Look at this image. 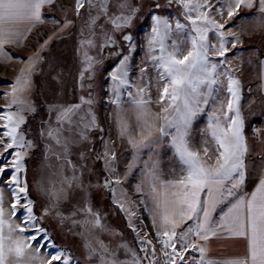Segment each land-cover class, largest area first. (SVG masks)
<instances>
[{
  "label": "snow or ice",
  "instance_id": "obj_1",
  "mask_svg": "<svg viewBox=\"0 0 264 264\" xmlns=\"http://www.w3.org/2000/svg\"><path fill=\"white\" fill-rule=\"evenodd\" d=\"M173 4L182 9L184 23L176 19L173 27L168 17L151 16L146 59L156 70L159 93L153 101L152 78L145 82L148 69L131 64L135 44L125 30L140 10L133 0H73L70 8L57 0H0V64L20 63L4 93L7 103L0 106L4 109L0 112V264H80L42 226L41 221L49 215L61 224L70 222L69 231L80 238L87 264H264V155L259 157V170H250L246 160L251 149L240 106L241 81L226 60L241 43L240 34L231 26L241 18L242 8L255 9L243 19L253 21L258 30L264 28V0H167L166 5L156 3L154 7ZM53 6L63 12L60 19L44 12ZM77 20L82 23L78 28L81 67L76 88L82 94L72 103L46 102V118L30 139L22 125L39 110L32 93L42 53L53 38L75 27ZM45 23L56 25V31L31 55L21 57L9 51L26 46L24 42ZM174 35L177 38L173 39ZM106 50L108 57L116 59L105 77L110 82L106 102L116 106L117 138L132 149L123 172L116 142L104 137L95 111L93 81ZM259 68L258 87L264 95V60L259 61ZM135 71L140 74L138 80L130 76ZM53 79L62 83L59 73ZM222 90L227 93L223 99L219 98ZM125 97L134 109L135 124L125 119ZM153 103L160 106L159 112H151ZM210 105L207 127L201 130L207 139L198 149L191 140L193 122ZM261 131L254 129L264 144ZM165 138L181 165L180 174L170 180L161 179L159 163L152 155L141 159V153H153ZM37 150L41 168L54 177L47 188L43 181L37 182L48 202L39 217L29 195L25 164ZM137 169L141 173L135 184L139 199L133 200L123 185ZM101 174L102 179L93 183L92 178ZM6 175L10 179L5 181ZM253 176L254 186L248 191L247 181ZM5 187L11 193L7 204ZM95 188L111 195L113 206L136 234L137 247L129 245L122 232L105 222L106 214L94 208ZM73 196L79 199L65 214L61 206ZM138 205L150 214L155 244L136 223L142 219ZM218 208L220 214L214 218ZM116 237L120 242L114 244ZM213 239L243 240V252L210 258Z\"/></svg>",
  "mask_w": 264,
  "mask_h": 264
},
{
  "label": "rangeland",
  "instance_id": "obj_2",
  "mask_svg": "<svg viewBox=\"0 0 264 264\" xmlns=\"http://www.w3.org/2000/svg\"><path fill=\"white\" fill-rule=\"evenodd\" d=\"M133 2L139 7V12L136 14L135 19L132 22L131 27L125 31L130 33L133 37V43L135 44V50L132 53L131 64L133 68L145 67L148 69L146 73L147 77L152 78L151 98L155 101L159 95L155 86L156 70L152 67L151 63L146 59L148 48L147 41L153 27V21L151 19L152 14L166 16L169 18L173 27L176 19H180L181 23H184L183 16L181 15L182 9L179 5L173 4L171 7H161L155 9L154 5L160 3L162 6L166 5L167 0H133ZM59 5L70 8L73 4V0H57ZM44 12L47 14H53L57 19L63 16V12L56 6L52 8H45ZM255 12V9L249 10L242 8L240 12V19H236L231 26V30L240 34L241 43L238 47L229 52L226 55V60L231 62L233 68V75L241 81V111L245 119L244 135L247 139L251 152L247 157L246 162L249 164L250 170L258 171L260 168L259 157L263 155L264 144L259 142V138L254 133V129H261V136H264V95L259 91V61L264 60V28L257 29L256 24L251 20H245L243 17L251 16ZM70 18L74 17L70 14ZM82 21L77 20L76 26L69 29L67 32L61 34L58 38H53L48 48L42 53L43 62L38 65V70L33 76L34 89L32 93V100L38 107V112L28 117L27 123L22 125V129L27 133L28 138H34L37 134V130L43 119L46 118L45 103L58 100L61 103L75 102L78 96L82 93L76 88V78L80 70V58L77 52L78 41V28ZM56 25L51 23H45L40 25L24 42L26 46L19 48H10L13 54L21 57H27L35 51L39 44L51 36L56 31ZM39 35L40 39L37 40ZM118 42L120 41V34H116ZM173 39L177 38L175 35ZM210 39H214L210 35ZM125 54H127V44L123 45ZM95 55V51L92 52ZM158 54V53H157ZM103 62L96 68V76L94 83V95L96 98L95 111L100 126L104 129V137L111 138L116 142L115 150L118 152L119 159H122L126 152L123 150L124 146L117 144V128L114 124L113 116L116 112V106L107 103L108 93L106 88L109 81H106L105 77L107 71L116 63V59L108 57V51L104 52ZM218 60L219 58H215ZM20 67V63L13 60L9 64H0V106L7 103L4 93L11 87V83L17 74V69ZM60 74L62 77V83L53 79ZM139 72H131L130 76L133 80H138ZM226 91L222 90L220 93L221 99L226 98ZM255 103H250L251 101ZM155 111H160V106L156 103L152 104ZM212 110V106H207L205 112L196 117L192 126L191 140L196 148H201L202 141L207 139L206 136L201 134V130L207 127L208 116L207 113ZM4 111L3 107H0V112ZM123 112L125 119L129 117L135 118V112L131 104L125 97L123 100ZM2 131V129H0ZM98 135V134H94ZM99 147V144H97ZM162 147L165 150L166 157V169L168 173L174 169L173 174L178 175L181 171V165L178 158L174 155V149L168 143V138H165L162 142ZM11 159V157H8ZM27 167L26 179L29 185L30 198L35 201L34 212L39 217L42 215V210L47 206V200L43 193L38 189L37 182L43 181L44 187L47 188L48 180L51 174L48 170L41 168V152L39 150L34 151L30 158L25 160ZM97 170L100 169V165H96ZM167 172V171H166ZM10 179L9 176H5L4 180ZM93 183L102 179L101 176L93 177ZM256 179L255 176L251 177L247 181L246 190L253 184ZM8 190V189H7ZM9 192V191H8ZM9 201L11 200V193L8 194ZM79 199V196H73L70 203L61 206V211L67 214L72 205H75ZM92 202L94 208L100 210L103 214H106V223L111 225L112 228L123 233V239L127 241L132 247H137L136 236L126 224L125 216L115 208L111 202V195L100 188H95L92 191ZM19 222V221H18ZM42 226L48 229L49 234L53 240L59 246L66 248L70 251L71 255L75 257L80 264H87L85 260V249L81 246V240L79 237L74 236L70 231V222L61 224L54 215H49L43 218L41 221ZM104 239H111L105 236ZM120 242V237H116L113 243ZM121 254V259H123Z\"/></svg>",
  "mask_w": 264,
  "mask_h": 264
},
{
  "label": "crops",
  "instance_id": "obj_3",
  "mask_svg": "<svg viewBox=\"0 0 264 264\" xmlns=\"http://www.w3.org/2000/svg\"><path fill=\"white\" fill-rule=\"evenodd\" d=\"M150 108H151L152 113H157V111H155L153 105H151ZM126 120H127V118H126ZM127 121L130 124H135V118L134 117H129ZM135 131H137V130H134V132ZM115 140L118 142L117 144L124 146L123 150L126 152V155H124L123 158L120 159V164H119V168H120L121 172H123L125 165L131 160L132 149L127 145L126 141L119 140L118 138ZM163 148L164 147H162V143H161L159 145V147L153 153H148L147 150H145L143 153H141V159H142V161L147 160L149 155H152L153 158L156 161H158V163H159L161 179L162 180L174 179L175 176H177V175L173 174V173H175L174 169H172L169 173H168V170L166 169V167H167L166 166V157H165V152H164L165 150ZM263 155H264V151H263ZM140 167L141 168L143 167V163H141ZM140 178H141V173H140V170L137 169L128 178L127 182L123 185V187H125L128 190V194L131 197V199H133V200L139 199L138 194L135 192V184ZM253 186H254V184H252L250 187H248L247 190L250 191ZM4 191H5L6 204H7V202L9 201V199H8L9 192H8L6 187H5ZM138 212H139V215L142 217V219L136 221L137 225L140 226L142 232L148 234V237L150 239H152L153 243L155 244L156 243V239H155V235H154L155 234V228L152 225L150 214L144 210L143 206H139V205H138ZM219 214H220V209L218 208L216 213H214V218H218ZM134 235L136 236L135 233H134ZM243 249H244V241L243 240L213 239L209 243L208 255L210 258H213V259H220L223 257H227V256L235 255L237 253H241V252H243ZM157 251H159V249H157Z\"/></svg>",
  "mask_w": 264,
  "mask_h": 264
}]
</instances>
